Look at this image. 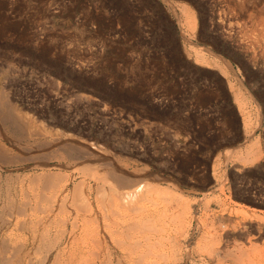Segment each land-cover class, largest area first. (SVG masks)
<instances>
[{
    "label": "rangeland",
    "instance_id": "obj_1",
    "mask_svg": "<svg viewBox=\"0 0 264 264\" xmlns=\"http://www.w3.org/2000/svg\"><path fill=\"white\" fill-rule=\"evenodd\" d=\"M186 41L223 58L189 53ZM1 89L19 116L49 129L28 138L0 117L1 204L9 199L20 218L49 223L51 217L57 224L45 230V243L60 238L55 248L47 245L52 251L45 244L21 263L264 264V0H0V96ZM257 138L262 159L244 165L237 154L246 156ZM209 141L221 146L197 151ZM70 143L81 153L68 150ZM85 151L127 173V187L113 193L115 201L97 196L98 186L117 183L110 166L107 177L98 164L92 171L80 156ZM49 173L60 181L52 183ZM81 179L89 181L84 193L90 203L87 194L73 197V184ZM47 196L54 203H46ZM48 205L54 214H45ZM89 212L94 219L100 215L98 222H90ZM23 234L17 241L28 237Z\"/></svg>",
    "mask_w": 264,
    "mask_h": 264
},
{
    "label": "bare ground",
    "instance_id": "obj_2",
    "mask_svg": "<svg viewBox=\"0 0 264 264\" xmlns=\"http://www.w3.org/2000/svg\"><path fill=\"white\" fill-rule=\"evenodd\" d=\"M188 10V11H187ZM186 11L189 13V10H190V13H191V22L189 21V23H190V27H192L193 29L194 28H196V19H195V16H194V11L192 12V10L191 9H187ZM179 23V22H178ZM192 29V30H193ZM195 30V29H194ZM184 34H182V36H183ZM187 42V46H185L186 47V50L189 52V53H195L197 56H200L201 58L202 57H204V56H206L205 54L207 53V52H209V53H211V54H213L215 57H217V58H223L222 56H220L219 54H217V53H215V52H213L210 48H207V47H205V46H201V45H198V44H195V43H190V44H188V41H186ZM209 57V56H208ZM198 58V57H197ZM198 60H200V58L198 59ZM201 60H203V59H201ZM205 60H207L206 62H208V59L207 58H205L203 61L205 62ZM216 62V61H215ZM2 91H4L3 89H1V92ZM238 96V95H237ZM239 96H240V94H239ZM10 99V98H9ZM8 99V100H9ZM241 100V99H240ZM12 106H15V105H12ZM9 103H8V101H7V95H5V93L4 92H2V95L0 96V117H2V120L6 123V122H8V123H10L9 121H12L13 122V124H10V126L11 125H13V126H15L14 128L16 129V130H19L18 131V134L20 135V132H22V133H25V134H28V135H30V136H28V138L29 137H31V136H42L43 134H44V132L46 131H48L49 129H47L46 130V127H45V130H44V128H43V125L42 124H36V122H34V120L33 121H29L30 120V118L27 120V118H25V117H22V116H19L18 114H20L16 109H18V108H14V107H12ZM20 111V110H19ZM22 112V111H21ZM18 113V114H17ZM21 114H23V113H21ZM20 114V115H21ZM26 115H28V113L26 114ZM27 117V116H26ZM250 121V120H249ZM0 122H1V119H0ZM245 122H246V119H245ZM251 122V121H250ZM2 123V122H1ZM4 123V124H5ZM259 123V122H258ZM3 124V125H4ZM246 124H247V122H246ZM249 124V123H248ZM39 125H42V126H39ZM13 126H12V128H13ZM3 127V126H2ZM251 127V126H250ZM9 130V129H8ZM14 130V129H13ZM15 131V130H14ZM53 131V130H52ZM6 132V131H5ZM16 132V131H15ZM13 133V132H12ZM9 134V133H8ZM23 135V134H22ZM47 135V134H46ZM251 135V134H250ZM21 136V135H20ZM19 136V137H20ZM27 136V135H26ZM50 136V135H49ZM54 137H55V135H53ZM252 136V135H251ZM14 137V136H13ZM18 138V137H17ZM16 138V139H17ZM33 138V137H32ZM50 138V137H49ZM56 138V137H55ZM34 139V138H33ZM40 139V138H39ZM43 139V138H42ZM46 139V138H45ZM58 139V138H57ZM56 139V141H58ZM81 139V138H80ZM17 140H19V139H17ZM22 140V139H21ZM46 141V140H45ZM54 141H55V139H54ZM260 141L261 140H259V138H257V140H255V141H253L254 143H250V145H247V155L245 156H241V154H237V156L238 155H240V156H238L239 157V159L241 160V162H243V164L244 165H254L256 162H258L259 160H261L262 159V155H261V153H262V146H261V143H260ZM40 142V141H39ZM19 143V142H18ZM34 143V142H33ZM52 143V142H51ZM84 143V142H83ZM1 144V143H0ZM40 144V143H39ZM44 144H46V142L44 143ZM49 144V143H48ZM71 144V143H70ZM76 144V143H75ZM2 146H3V144H2ZM28 146V145H27ZM59 146V145H58ZM70 147H68L69 149L68 150H71V151H76V150H78V149H81L80 147H78L77 146V144L76 145H74V144H71V145H69ZM92 146V145H91ZM26 147V146H25ZM41 147V146H40ZM60 147H61V145H60ZM67 147V146H66ZM93 147V146H92ZM238 147V146H237ZM237 147H234V150H235V148H237ZM23 148V147H22ZM34 148V147H33ZM36 148V147H35ZM8 149V148H7ZM27 149V148H26ZM63 149H65V148H63ZM91 149V148H90ZM96 149V148H95ZM94 149V150H95ZM230 149H232V148H225V151L227 152V151H229ZM11 150V149H10ZM55 151H56V149H54ZM67 150V151H68ZM5 151V150H4ZM70 151V152H71ZM79 151V150H78ZM78 151H76V153L78 152ZM231 151V150H230ZM233 151V150H232ZM231 151V152H232ZM236 151V150H235ZM11 152V151H10ZM62 152V151H61ZM66 152V151H65ZM83 152V151H82ZM99 152V151H98ZM230 152V153H231ZM8 153V152H7ZM13 153V152H12ZM39 153V152H38ZM75 153V156L77 155ZM78 153H81V152H78ZM228 153V152H227ZM2 154V153H1ZM4 154V153H3ZM24 154V153H23ZM26 154V153H25ZM58 154V153H57ZM63 154V153H62ZM71 155H72V153H70ZM232 154V153H231ZM244 154V153H243ZM7 155V154H6ZM32 155H33V153H32ZM50 155V154H49ZM68 155V154H67ZM4 156H5V154H4ZM3 156V157H4ZM20 156V155H19ZM61 156V155H60ZM63 156H64V154H63ZM81 157H82V159L84 160V162H86V164L90 167V168H92V171L93 170H95L96 169V165L98 164L99 166H100V168L99 169H101V170H105L106 172H105V175H106V177L108 176V167L110 166V170L112 171L111 172V174H109V176L114 180L115 179V181L117 182H115L116 183V185L114 186V184H113V186L112 185H109V184H106V183H102V185H109V187H108V189L106 188H103L104 186H98V192H97V196H98V198L99 199H101L102 201H106V199H109L110 197H113L112 195H113V193H115V192H118L119 193V191L121 192V190H119L120 188L121 189H123V188H126L127 187V185H126V178H128V176L127 175H125V174H127V173H119V171H116V169L115 170H113V169H111V165H109L108 166V164H109V162H110V160L108 161L107 160V164L105 163V161L106 160H103V158H100L99 156H96V153L94 152V151H85L82 155H80ZM111 156V155H110ZM235 156V155H234ZM2 157V156H1ZM2 157V158H3ZM11 157V156H10ZM104 157H106V156H104ZM113 157V156H112ZM1 158V159H2ZM28 158V157H27ZM36 158H37V156H36ZM52 158H53V156H52ZM58 158H59V156H58ZM115 158V157H114ZM0 159V160H1ZM6 159V158H5ZM65 159V158H64ZM109 159V158H108ZM238 159V158H237ZM12 160V159H11ZM24 160V159H23ZM28 160V159H27ZM26 160V161H27ZM39 160V159H38ZM58 160V159H57ZM81 160V159H80ZM82 160V161H83ZM239 160V161H240ZM62 161V160H61ZM7 162V161H6ZM11 162V161H10ZM47 162V161H46ZM45 162V163H46ZM83 162V163H84ZM2 163V162H1ZM5 163V162H4ZM94 164H96L95 166L96 167H94ZM71 165V164H70ZM86 165V166H87ZM120 165V164H119ZM46 166V165H45ZM1 167V166H0ZM51 167V166H50ZM54 167V166H53ZM3 168V167H2ZM87 168V167H86ZM83 170H85L86 171V169L85 168H83ZM82 170V171H83ZM43 171V170H42ZM85 171H83V172H85ZM87 171H88V169H87ZM86 171V172H87ZM85 172V173H86ZM91 172V171H90ZM95 172V171H94ZM44 173H47V172H44ZM52 173V172H51ZM53 173H55V172H53ZM93 172H91V173H89V174H92ZM97 173V172H96ZM95 173V175H93V176H97V178L98 177H105V175L103 174L104 172H101V173H97L96 174ZM110 173V172H109ZM1 174V173H0ZM48 174V173H47ZM47 174H45V175H47ZM38 175V174H37ZM42 175V174H41ZM44 175V174H43ZM56 175V174H55ZM55 175H50V173H49V180L53 183L54 181H56V179L58 178V177H56ZM59 175L61 176V174L59 173ZM85 175V174H84ZM16 176V175H15ZM34 176H36V175H33V177ZM58 176V175H57ZM59 176V177H60ZM92 176V175H91ZM138 176V175H137ZM136 176V177H137ZM18 176H16V178H17ZM25 177V176H24ZM38 176H36V178H37ZM42 177V176H41ZM63 177V176H62ZM62 177H60V178H62ZM2 178V177H1ZM8 178V177H7ZM11 178V177H10ZM9 178V179H10ZM23 178V177H22ZM46 178V177H45ZM44 178V179H45ZM94 178V177H93ZM38 179V178H37ZM36 179V180H37ZM108 179V178H107ZM39 180V179H38ZM101 180V179H100ZM9 181V180H8ZM32 181V180H31ZM57 181H58V179H57ZM56 181V182H57ZM59 181H60V179H59ZM58 181V182H59ZM103 182L105 181V180H102ZM3 182H5V181H3ZM34 182V181H33ZM45 182V181H44ZM50 182V183H51ZM55 182V183H56ZM75 182V181H74ZM87 182L89 183V181L87 180ZM86 182V180H82L81 179V181L79 182L78 181V183L77 184H73V192H74V194H73V197L75 196V193L76 194H78V195H80V196H82L80 193H84L85 192V184L87 183ZM50 183H49V187H50ZM51 183V184H52ZM68 183H70V182H68ZM114 183V182H113ZM37 184V183H36ZM42 184V183H41ZM46 184H48L47 182H46ZM92 184V183H91ZM111 184V183H110ZM2 185V184H1ZM65 185H67V184H65ZM98 185H100V184H98ZM145 185H148V183L147 184H145ZM7 186V185H6ZM48 186V185H47ZM52 186H55V185H52ZM69 186V185H68ZM87 186H88V184H87ZM89 186H90V184H89ZM148 186H150V184L148 185ZM148 186H146L147 188H148ZM152 186V185H151ZM150 186V187H151ZM153 186H155V185H153ZM90 187H92V186H90ZM89 187V188H90ZM146 187L144 188V189H146ZM8 188V187H7ZM66 189V186L64 187V184H63V189ZM68 188V187H67ZM89 188H88V190H89ZM95 188H96V186H95ZM153 188V187H152ZM159 188V187H158ZM157 188V189H158ZM63 189H61V190H63ZM92 190H94L93 188H91ZM142 189V188H141ZM162 191H163V189H162V187L160 188ZM69 190V189H68ZM86 190H87V188H86ZM96 190V189H95ZM147 190H150V192H151V190H153V189H147ZM159 190V189H158ZM161 190H159V193L160 192H162ZM7 191V190H6ZM9 191V190H8ZM37 191V190H36ZM91 191V190H90ZM139 191V190H138ZM138 191L136 190L134 193H135V195H137V193H138ZM145 191V193H146V190H144ZM144 191H142V194H143V192ZM154 191V190H153ZM155 191H157V190H155ZM165 191L166 190H164L162 193H165ZM38 192V191H37ZM46 191H44V193H43V191L41 192V194L42 195H46L47 193H45ZM89 192V191H88ZM93 192H95V191H93ZM122 192H123V190H122ZM140 192H141V190H140ZM12 193V192H11ZM10 193V194H11ZM70 193V192H69ZM134 193H133V195H134ZM144 193V194H145ZM157 193H158V191H157ZM41 194H39V195H41ZM53 194V193H52ZM57 194V193H56ZM61 194V193H60ZM65 194H67L66 193V191L64 192V195ZM72 194V193H71ZM87 194V193H86ZM85 193H84V195H86ZM117 194V193H116ZM127 194H129V193H127ZM141 194V193H140ZM140 194H139V196H140ZM161 194V193H160ZM166 194V193H165ZM6 195H9L8 193H6ZM35 195H38V194H35ZM48 195V194H47ZM68 195H70V194H68ZM88 195V194H87ZM95 195V194H94ZM121 195V194H120ZM123 195V197L125 198V194H122ZM121 195V196H122ZM125 195V196H124ZM131 195V194H130ZM130 195H129V197H130ZM163 195V194H162ZM171 195V194H170ZM174 195V194H173ZM59 196V195H58ZM79 196V197H80ZM91 196V195H90ZM89 195L87 196L88 197V199H89V197H90ZM93 196V195H92ZM96 196V195H95ZM115 196H119V194H117V195H115ZM138 196V195H137ZM136 196V197H137ZM176 196V195H175ZM3 196H2V191H0V264H23V263H25L26 261H25V259L26 258H24V256H27L28 254L30 255L31 254V256L32 255H34V254H36L37 255V253L39 252V250H40V247H42L43 245H44V247H46L48 244L49 245H52V246H54V243H57L59 240H60V238H58L59 240L57 241V242H54V241H50V243L48 242V244H46L45 242V238H47L46 236H47V234H48V232H50L49 230H50V228H49V226H52V222H51V217H50V215H49V217L51 218H48L47 217V220H50V221H48L49 223H45L44 222V219H33V216L32 217H24V218H20V216L18 217L15 213H16V211H15V208H17V205H16V207L15 206H13L14 205V203H13V205H11L8 201H10L7 197V199H8V201H7V203L6 202H4L3 201V203H6L5 205L2 203L1 204V198H2ZM10 197V196H9ZM12 197V196H11ZM41 197V196H40ZM53 197H54V195H53ZM65 197H67L66 195H65ZM72 197V196H71ZM75 197H77V196H75ZM128 197V196H127ZM135 197V196H134ZM135 197V198H136ZM140 197H142V195L140 196ZM159 197H161V196H159ZM172 197V196H171ZM174 197V196H173ZM172 197V198H173ZM180 197V196H179ZM4 198V197H3ZM47 198H49V199H47L46 200V203H47V201H49V202H53V201H51L50 200V197L49 196H47ZM57 198V197H56ZM56 198H54V199H56ZM63 198V197H62ZM68 198H70V196L68 197ZM68 198H65L66 200H70V199H68ZM91 198V197H90ZM120 198V197H119ZM122 198V197H121ZM46 199V198H45ZM52 199V198H51ZM53 199V200H54ZM64 199V200H65ZM78 200H79V198H77ZM76 199V200H77ZM85 199H87V198H85ZM111 199H113V201H115V199H114V197L113 198H111ZM132 199V198H131ZM131 199H129L130 201H131ZM177 199V198H176ZM182 199V198H181ZM6 200V199H5ZM41 200V199H40ZM44 200V199H43ZM60 200V199H59ZM63 200V199H62ZM77 200V201H78ZM82 200H83V198H82ZM133 200V199H132ZM186 200V199H185ZM12 201H14V200H12ZM55 201V200H54ZM85 201V200H84ZM93 201V200H92ZM96 201H97V198H96ZM100 201V200H99ZM110 201V200H109ZM117 201V200H116ZM121 201V200H120ZM171 201V200H170ZM40 202V201H39ZM48 202V204L50 205L51 203H49ZM58 202V201H57ZM65 202V201H64ZM64 202H63V205H64ZM79 202V201H78ZM86 203H84V205H85V208H87V209H93V208H91L92 207V205L91 204H89L90 203V199H89V203H87V200L85 201ZM110 202H112V201H110ZM118 202V204H120L119 203V201H117ZM128 202V200L126 201V203ZM133 202V201H132ZM172 202V201H171ZM54 203V202H53ZM67 202H65V204H66ZM71 203V204H70ZM75 203V205H76V202H74ZM73 203V204H74ZM97 203H99L98 201H97ZM97 203L94 205L95 207H96V205H97ZM107 203V202H106ZM124 203V205L125 206H127V204H125V202H123ZM131 203V202H130ZM129 203V204H130ZM183 203V202H182ZM60 204V203H59ZM58 204V205H59ZM78 204V203H77ZM83 204V203H82ZM103 204V203H102ZM101 204V205H102ZM114 205H112V204H110L109 203V206H110V208L112 209V207H114L115 206V204H116V202H114L113 203ZM129 204H128V206H129ZM4 205V206H3ZM48 205V207L46 206V208H48V210H47V212H45V214H47L48 212L49 213H51L52 212V210L54 211L55 209V207H52L51 209H49V206ZM69 205L71 206L72 205V202H69ZM69 205H64V206H69ZM83 205V206H84ZM107 205H108V203H107ZM111 205H112V207H111ZM117 205V204H116ZM122 205V204H121ZM131 205V204H130ZM133 205V204H132ZM135 205V204H134ZM18 206H20L21 207V205L20 204H18ZM51 206H55V205H51ZM63 206V207H64ZM70 206H69V208H70ZM82 206V208H84ZM93 206V207H94ZM99 206V205H98ZM97 206V207H98ZM181 206V205H180ZM14 207V208H13ZM39 207H41V206H39ZM58 207H60V206H58ZM61 207H62V205H61ZM60 207V208H61ZM63 207H62V209H63ZM74 207V206H73ZM79 206L78 205H76V210H77V208H78ZM100 207V206H99ZM102 207H104V205H102ZM106 207V206H105ZM104 207V208H105ZM42 208V207H41ZM68 208V207H67ZM69 208L67 209V210H69ZM71 208H72V206H71ZM81 208V209H82ZM115 208V207H114ZM118 210H120L119 209V205H118ZM129 208V207H128ZM139 208V207H138ZM151 208V207H150ZM159 208V207H158ZM182 208H184V206L182 205ZM186 208H189L188 206H185V209H184V212L186 211V210H188V209H186ZM64 209L66 210V208L64 207ZM80 209V208H79ZM100 209V208H99ZM125 209V208H124ZM134 209V208H133ZM146 209V208H145ZM166 209V208H165ZM42 210H44V208L42 209ZM45 210V211H46ZM56 210H57V208H56ZM71 210V209H70ZM73 210H75V209H73ZM75 210V211H76ZM108 210V209H107ZM105 211V214L104 215H106L107 216V214H106V212H108V211ZM114 210V209H113ZM116 210V209H115ZM117 210V211H118ZM126 210V209H125ZM130 210V209H129ZM51 211V212H50ZM64 211V210H63ZM91 211H93V210H91ZM94 211H96V210H94ZM97 211H98V209H97ZM100 211V210H99ZM111 211V210H110ZM131 211V210H130ZM136 211H137V209H136ZM139 211V210H138ZM137 211V212H138ZM143 211H144V209H143ZM152 211V210H151ZM162 211V210H161ZM178 210H176V212H177ZM20 211L18 210V212H17V214L19 215L20 213H19ZM55 212V211H54ZM57 212V211H56ZM65 212V211H64ZM73 212V211H72ZM82 212H84V211H82ZM88 212V211H87ZM86 212V213H87ZM101 213H102V210L100 211ZM114 212V211H113ZM167 211H165L163 214H165ZM170 212V211H169ZM174 212V211H173ZM192 212V211H191ZM53 213V212H52ZM58 213V214H57ZM56 214L57 215H59V214H61V210H60V212H57ZM66 213L67 214H71L70 212H67L66 211ZM89 213H91V212H89ZM93 213V212H92ZM92 213H91V216H89V217H92V218H90V222H92L93 220L92 219H94L93 218V216H92ZM95 213V212H94ZM93 213V214H94ZM97 213V212H96ZM109 213H111V214H113L112 212H109ZM108 213V214H109ZM139 213V212H138ZM147 213V212H146ZM182 213V212H181ZM186 213H187V211H186ZM189 213V212H188ZM54 214V213H53ZM65 214V213H64ZM63 214V215H64ZM75 214H77L76 212H75ZM80 214V213H79ZM85 214V213H84ZM98 214V213H97ZM97 214H95L94 216H96ZM111 214H109V215H111ZM120 214V213H119ZM118 214V215H119ZM125 214V213H124ZM129 214V213H128ZM127 214V215H128ZM145 214V213H144ZM168 214V213H167ZM57 215H54V216H56L57 217ZM62 215V216H63ZM99 215V214H98ZM97 215V216H98ZM109 215H108V219H109V221H110V218H112L111 216L109 217ZM115 215V214H114ZM116 215H117V213H116ZM117 215V216H118ZM123 215V214H122ZM131 215V214H130ZM136 215V214H135ZM166 215V214H165ZM179 215H181V214H179ZM183 215V214H182ZM181 215V216H182ZM186 215V214H185ZM185 215L184 216H182L183 218H185ZM197 215V214H196ZM53 216V215H52ZM71 216H73V214L72 215H70V218H71ZM75 216V215H74ZM77 216V215H76ZM79 216V215H78ZM77 216V217H78ZM83 216V215H82ZM100 216V215H99ZM99 216H98V218H99ZM103 216V215H102ZM105 216V217H106ZM124 216V215H123ZM150 216H151V214H150ZM160 216V215H159ZM171 216V215H170ZM172 216H173V214H172ZM64 217V216H63ZM85 217H87V216H85ZM154 217V216H153ZM179 217V216H178ZM196 217V216H195ZM35 218H37L36 216H35ZM55 217H53V219H54ZM58 218V217H57ZM67 218V217H66ZM76 218V217H75ZM79 218V217H78ZM77 218V219H78ZM81 218V217H80ZM79 218V219H80ZM97 218V217H96ZM94 219V222H95V220H96V222H98L97 221V219ZM161 218V217H160ZM168 218V217H167ZM56 219V218H55ZM59 219H63V218H59ZM58 219V220H59ZM65 219V218H64ZM87 219V218H86ZM102 219H104V218H102ZM106 219H107V217H106ZM115 219V218H114ZM114 219H113V222H115L114 221ZM125 219V218H124ZM179 219V218H178ZM46 220V219H45ZM57 220V221H58ZM60 220V221H61ZM68 220V219H67ZM71 220V219H70ZM73 220V219H72ZM83 220H84V218H83ZM88 220V219H87ZM92 220V221H91ZM101 220V219H100ZM222 221L224 220V218L223 219H221ZM58 222V226L60 227V226H62V225H59L61 222ZM65 221L66 220H63V222L65 223ZM75 221L76 222H74L75 224L77 223V221L78 220H76L75 219ZM80 221V220H79ZM79 221H78V223H79ZM107 221V220H106ZM118 221V220H117ZM152 221V220H151ZM182 221H183V219H182ZM185 221V220H184ZM54 222H55V220H54ZM53 222V223H54ZM62 222V224H64ZM67 222V221H66ZM71 222V221H70ZM81 222V221H80ZM85 222H87V221H85L84 220V224H88V223H85ZM95 222V223H96ZM100 222V221H99ZM105 222V221H104ZM112 222V221H111ZM145 222V221H144ZM181 222V221H180ZM103 223V222H102ZM101 223V225H104V224H102ZM108 223H110V222H108ZM116 223V222H115ZM115 223H113V224H115ZM132 224H134L133 222H131ZM182 223H184V222H182ZM181 223V224H182ZM57 223L55 222V224L54 225H56ZM66 224V223H65ZM64 224V225H65ZM71 224H73L72 222H71ZM81 224V223H80ZM94 224V223H93ZM100 223H98L97 225H99ZM111 224V223H110ZM112 224V225H113ZM124 224V223H123ZM131 224V225H132ZM155 224V223H154ZM53 225V226H54ZM63 225V226H64ZM89 225V224H88ZM96 225V226H97ZM125 225V224H124ZM146 225V224H145ZM184 225V224H183ZM47 226H48V228H47ZM52 226V227H53ZM66 226V225H65ZM71 226V225H70ZM104 226H106V225H104ZM123 226V225H122ZM134 226V225H133ZM156 226V225H155ZM188 226V225H187ZM66 227H69V225L68 226H66ZM73 227V226H72ZM82 227V226H81ZM85 226H83V228H84ZM107 227V226H106ZM109 227V226H108ZM127 227V226H126ZM74 228V227H73ZM77 228V227H76ZM124 228V227H123ZM61 230H62V228H60ZM66 229L67 228H65V231H66ZM80 229V228H79ZM87 229H89V228H87ZM98 229V228H97ZM100 230L102 229V228H99ZM99 229H98V231H99ZM118 229V228H117ZM136 229V228H135ZM261 229V228H260ZM45 230H47L48 232L46 233L45 232ZM61 230H59V231H61ZM76 230V229H75ZM86 230V229H85ZM58 230H56V232H57ZM58 231V232H59ZM63 231V230H62ZM78 231V230H77ZM82 231V230H81ZM91 231V230H90ZM98 231H96L94 234H97V232ZM116 231V230H115ZM20 233V232H23V233H25V234H23V235H28V237H26L25 236V239H21L20 241H17V233ZM57 232V234H59ZM108 232V231H107ZM112 232H114V230L112 231ZM45 233H46V236H45ZM63 233H65L64 231L61 233L60 232V235L61 234H63ZM66 233H68V231H66ZM71 233H73V231L72 232H70V235H71ZM100 233V232H99ZM106 233V232H105ZM57 234L56 235H54V236H56V238H57ZM74 234V233H73ZM109 234V233H108ZM107 234V235H108ZM50 235V234H49ZM75 235H76V233H75ZM85 235V234H84ZM91 234H89V236H90ZM103 235H106V234H104L103 233ZM110 235V234H109ZM108 235V236H109ZM182 235V234H181ZM184 235V234H183ZM54 236H53V240L55 239L54 238ZM67 236V235H66ZM65 236V237H66ZM74 236V235H73ZM110 236H112V235H110ZM109 236V237H110ZM59 237V236H58ZM64 238V236H62L61 235V238ZM72 237V236H71ZM87 237V236H86ZM101 237H102V235H101ZM105 237V236H104ZM103 237V238H104ZM184 237H185V235H184ZM74 238V237H73ZM76 238H77V235H76ZM111 238V237H110ZM113 238V237H112ZM19 239V238H18ZM75 239V238H74ZM93 239V238H92ZM101 239V238H100ZM177 239V238H176ZM181 239V238H180ZM48 240H51V236H50V239H49V236H48ZM47 240V241H48ZM72 240V239H71ZM76 240V239H75ZM98 240V239H97ZM97 240L95 241V242H97ZM108 240V239H107ZM165 240H167V239H165ZM178 240V239H177ZM62 241V240H61ZM64 241V240H63ZM80 241H81V239H80ZM83 241V240H82ZM100 241V240H99ZM180 241V240H179ZM60 242V241H59ZM67 242V241H66ZM75 242H78V240L77 241H75ZM84 242V241H83ZM82 242V243H83ZM90 242V241H89ZM104 242V241H103ZM173 242V241H172ZM74 243V242H73ZM80 243V242H79ZM115 243H117V241L115 242ZM114 243V244H115ZM178 243V242H177ZM176 243V244H177ZM181 243V242H180ZM45 244H46V246H45ZM59 244V243H58ZM66 244V243H65ZM97 244V243H96ZM103 244V243H102ZM105 244V243H104ZM173 244H175V243H173ZM179 244V243H178ZM83 245V244H82ZM98 245H99V243H98ZM59 246V245H58ZM64 246H66V245H64ZM96 246V245H95ZM103 246V245H102ZM175 246V245H174ZM48 247V249H50V247L49 246H47ZM68 247V246H67ZM107 247H108V245H107ZM111 247V246H110ZM118 247V246H117ZM178 247V246H177ZM35 248L37 249V251L38 252H31V251H35ZM52 248V247H51ZM54 248H55V246H54ZM56 248H57V245H56ZM65 248V247H64ZM98 248V247H97ZM105 248V247H104ZM109 248V247H108ZM59 249V248H58ZM58 249H57V251H58ZM68 249V248H67ZM77 249V248H76ZM179 249V248H178ZM43 250H46L47 251V249H45V248H43ZM42 250V251H43ZM55 250V249H54ZM60 250V249H59ZM63 249H61L60 251H62ZM117 250V249H116ZM41 251V252H42ZM50 251H52L51 249H50ZM56 251V250H55ZM68 251H70V249H68ZM88 251V250H87ZM174 251V250H173ZM181 251V250H180ZM218 251V250H217ZM28 252H31V253H28ZM54 252V251H53ZM64 252H65V250H64ZM71 252V251H70ZM70 252L68 253V255L70 256H68L69 257V261H71V258L73 257L72 256V252H71V254H70ZM89 252V251H88ZM87 252V253H88ZM104 252V251H103ZM120 252V251H119ZM49 253V251H47V254ZM51 253V252H50ZM56 253V252H55ZM57 253H59L58 255H60V252H57ZM57 253H56V255H57ZM63 253V252H62ZM66 253H67V251H66ZM97 253V252H96ZM100 253L102 254V252L100 251ZM99 253V254H100ZM113 253H114V250H113ZM64 254V253H63ZM63 254H61L62 255V258H63ZM74 254H75V251H74ZM73 254V255H74ZM89 254V253H88ZM92 254V253H91ZM93 254H95V253H93ZM167 254V253H166ZM179 254V253H178ZM40 255V254H39ZM44 255V254H43ZM49 255V254H48ZM55 255V257H57ZM108 255H109V253H108ZM30 256V258L31 259H33V256L31 257ZM35 256V255H34ZM42 256V255H41ZM54 256V255H53ZM75 256V255H74ZM95 256V255H94ZM102 256V255H101ZM107 256V255H106ZM122 256V255H121ZM127 256V255H126ZM165 256H167V255H165ZM178 256V255H177ZM219 256V255H218ZM28 257V256H27ZM44 256H42V258H43ZM48 257V256H47ZM51 257V256H50ZM59 257H61V256H58L56 259H57V261L59 260L58 258ZM93 257V256H92ZM113 257V256H112ZM118 257V256H117ZM128 257V256H127ZM169 257V256H168ZM36 258V257H35ZM46 258V256L43 258V259H45ZM65 258V257H64ZM98 258V257H97ZM100 258V257H99ZM107 258H108V256H107ZM106 258V259H107ZM110 258V257H109ZM173 258H175V256H173ZM23 259H24V261L25 262H23V263H21V261H23ZM29 259V258H28ZM27 259V260H28ZM30 259V260H31ZM76 258H73L72 259V261H75L76 262V260H75ZM104 259V258H103ZM30 260H29V262H30ZM37 260V259H36ZM38 260H40V259H38ZM47 260H48V258H47ZM51 260H54V259H49L48 260V262L49 261H51ZM63 261H66V259H62ZM97 260H99V259H97ZM116 260H117V258H116ZM119 260V259H118ZM117 260V261H118ZM125 260V259H124ZM35 261V260H34ZM46 261V260H45ZM56 261V260H55ZM80 261V260H79ZM83 261V260H82ZM88 261V260H87ZM101 261V260H100ZM107 261V260H106ZM120 262L122 261L123 262V260L122 259H120L119 260ZM118 261V262H119ZM33 262V261H32ZM54 262V261H53ZM67 262V261H66ZM65 262V264H67ZM75 262H72V263H75ZM81 262V261H80ZM94 262V261H93ZM111 262V261H110ZM27 263H28V261H27ZM26 263V264H27ZM42 263V260H41V262H40V264ZM51 263V262H50ZM49 263V264H50ZM59 263V262H58ZM77 263V262H76ZM75 263V264H76ZM87 263V262H86ZM90 263H91V261H90ZM94 263H96V262H94ZM124 263V262H123ZM30 264H31V262H30ZM33 264V263H32ZM42 264H44V260H43V263ZM46 264V263H45ZM69 264V263H68ZM71 264V263H70ZM78 264V263H77ZM83 264V263H82ZM84 264H85V261H84ZM102 264H105V262L104 263H102ZM118 264H121V263H118Z\"/></svg>",
    "mask_w": 264,
    "mask_h": 264
},
{
    "label": "trees",
    "instance_id": "obj_3",
    "mask_svg": "<svg viewBox=\"0 0 264 264\" xmlns=\"http://www.w3.org/2000/svg\"><path fill=\"white\" fill-rule=\"evenodd\" d=\"M220 146L221 145L219 143L209 141L207 144L200 145V147H199V149L197 151L200 152V151L207 150V149L216 151L217 148L220 147Z\"/></svg>",
    "mask_w": 264,
    "mask_h": 264
}]
</instances>
